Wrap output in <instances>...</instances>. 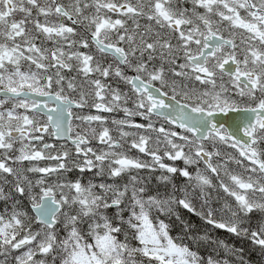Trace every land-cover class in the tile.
<instances>
[{"label":"snow or ice","instance_id":"obj_1","mask_svg":"<svg viewBox=\"0 0 264 264\" xmlns=\"http://www.w3.org/2000/svg\"><path fill=\"white\" fill-rule=\"evenodd\" d=\"M0 264H264V0H0Z\"/></svg>","mask_w":264,"mask_h":264}]
</instances>
